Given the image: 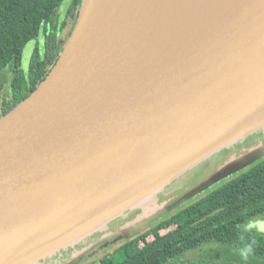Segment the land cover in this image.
<instances>
[{"label":"water","instance_id":"water-1","mask_svg":"<svg viewBox=\"0 0 264 264\" xmlns=\"http://www.w3.org/2000/svg\"><path fill=\"white\" fill-rule=\"evenodd\" d=\"M263 124L264 0H82L54 65L0 116V264H30L143 210ZM262 157L264 143L115 238Z\"/></svg>","mask_w":264,"mask_h":264},{"label":"trees","instance_id":"trees-1","mask_svg":"<svg viewBox=\"0 0 264 264\" xmlns=\"http://www.w3.org/2000/svg\"><path fill=\"white\" fill-rule=\"evenodd\" d=\"M0 0V71L10 74L12 100L2 114L32 92L56 62L76 21L82 0ZM44 32L43 57L36 48L28 72L24 45ZM264 216V157L199 197L161 217L151 227L88 264H177L180 256L215 245L224 252L255 242L249 260L264 264V233L247 225ZM214 249L210 248L209 251Z\"/></svg>","mask_w":264,"mask_h":264},{"label":"rangeland","instance_id":"rangeland-1","mask_svg":"<svg viewBox=\"0 0 264 264\" xmlns=\"http://www.w3.org/2000/svg\"><path fill=\"white\" fill-rule=\"evenodd\" d=\"M69 3L70 0H64L59 7V12L64 14ZM44 42V32L40 31L37 39H32L24 45L21 52V66L24 69L25 74L28 72L29 60L31 58V55L35 52L36 48L40 52V57H43L45 47ZM9 79V72L0 71V89L2 87L3 89L6 88ZM0 92L2 93V91ZM262 143H264V124L257 130H253L252 132L245 134L243 137L234 141L230 145L223 147L219 151H212L211 153L170 179L165 183L160 193L150 195L140 201V203H137L135 205L141 206L143 210L140 208H127L126 210L124 209V216L117 215L113 219H110L106 224H104V226H101L100 229L92 232V234H90L88 237L87 235L91 232V230L87 231L89 233L80 235L68 243L79 244H75L74 246L68 247L66 249L55 251L50 255L47 254L31 262L30 264H67V262L70 259L74 258L75 255H78L80 251L81 256L77 259L75 264H88L99 259L107 253L112 252L114 249L118 248V246L121 245L124 241H126V236L115 238L114 235V232L121 228L123 225H126L127 223L134 220H138L141 218L144 219V216L149 212H155L157 214L163 208L170 205L172 202L186 193L187 190H190L202 183L207 182V180L213 176V173H215L218 168L220 169L223 165L234 158L248 154ZM259 159H256L255 161ZM240 170H243V168L228 174L226 177L210 182L208 186L205 189L201 190L196 196L190 198L188 201L183 202L176 208L171 209L168 214H170L183 204L193 200L195 197H199L200 195L204 194L207 190L213 188L221 181L231 177ZM168 214L165 213L161 217ZM161 217L155 216L154 218H152L150 224L152 225V223H155ZM247 226L253 231L264 233V216H261L258 219H254ZM101 236L105 238L96 242V240H98ZM84 238L86 239L84 240ZM213 247L214 249L212 251H209V249ZM215 247V245H212L189 251L183 256H180L179 262L177 264H256L254 260L248 259L247 261H242L237 255L236 248H233V250H230L226 253L222 251L221 248Z\"/></svg>","mask_w":264,"mask_h":264},{"label":"flooded vegetation","instance_id":"flooded-vegetation-1","mask_svg":"<svg viewBox=\"0 0 264 264\" xmlns=\"http://www.w3.org/2000/svg\"><path fill=\"white\" fill-rule=\"evenodd\" d=\"M22 68V66H21ZM22 70L24 71V69L22 68ZM7 71V70H4ZM8 72V71H7ZM0 91H2V93L0 92V116L2 115V109L5 106L6 102H9L12 100V91H11V85H10V80L7 82L6 88L3 89V87L0 89Z\"/></svg>","mask_w":264,"mask_h":264},{"label":"clouds","instance_id":"clouds-1","mask_svg":"<svg viewBox=\"0 0 264 264\" xmlns=\"http://www.w3.org/2000/svg\"><path fill=\"white\" fill-rule=\"evenodd\" d=\"M254 241L250 243H244L242 247L238 248L237 255L242 261H247L253 252Z\"/></svg>","mask_w":264,"mask_h":264}]
</instances>
